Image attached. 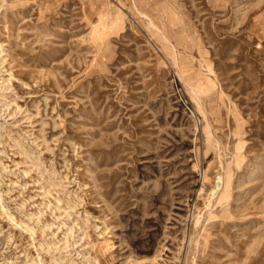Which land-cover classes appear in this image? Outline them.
Masks as SVG:
<instances>
[{"label": "rangeland", "instance_id": "obj_1", "mask_svg": "<svg viewBox=\"0 0 264 264\" xmlns=\"http://www.w3.org/2000/svg\"><path fill=\"white\" fill-rule=\"evenodd\" d=\"M0 264H264V0H0Z\"/></svg>", "mask_w": 264, "mask_h": 264}, {"label": "bare ground", "instance_id": "obj_2", "mask_svg": "<svg viewBox=\"0 0 264 264\" xmlns=\"http://www.w3.org/2000/svg\"><path fill=\"white\" fill-rule=\"evenodd\" d=\"M146 18V17H145ZM5 211V210H4Z\"/></svg>", "mask_w": 264, "mask_h": 264}]
</instances>
